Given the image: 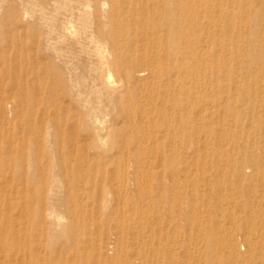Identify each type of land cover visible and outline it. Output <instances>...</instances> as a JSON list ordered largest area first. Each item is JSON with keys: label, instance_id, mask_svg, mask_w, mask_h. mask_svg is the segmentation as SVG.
<instances>
[{"label": "rangeland", "instance_id": "1", "mask_svg": "<svg viewBox=\"0 0 264 264\" xmlns=\"http://www.w3.org/2000/svg\"><path fill=\"white\" fill-rule=\"evenodd\" d=\"M170 1L0 0V165L22 195L20 206L0 212L3 247L16 245L3 249L0 264L11 256L19 264H212L224 247L227 226L221 216L214 227L212 210L224 205L239 173L212 159L230 152L241 173L251 177L254 168L238 156L235 139L229 148L218 141L217 149L198 151L196 138L205 134L196 131L197 98L207 102L215 86H236L209 130L222 140L236 134L231 124L243 139L264 132V78L249 89L217 71L227 64V43L231 51L240 41L264 40V0ZM115 43L121 53L111 61L149 67L138 78L113 71L114 100L105 92L103 104L93 94L99 55ZM87 101L97 126L85 114ZM115 184L130 191L115 196Z\"/></svg>", "mask_w": 264, "mask_h": 264}, {"label": "bare ground", "instance_id": "2", "mask_svg": "<svg viewBox=\"0 0 264 264\" xmlns=\"http://www.w3.org/2000/svg\"><path fill=\"white\" fill-rule=\"evenodd\" d=\"M176 1L182 2V0L181 1L176 0ZM170 2H172V0ZM170 2L168 3L170 4ZM183 42H184L183 39H181V41L179 42V51L181 52L183 51V48H184ZM237 44L238 46L236 47V49L231 50V51H229L228 49V46H229L228 43L222 47L228 53L227 59H226L227 64H225L220 70H217V71H219L220 75L226 78L227 83L230 82V85H233V82H231L232 79L235 80L236 82H239L242 80L243 82L247 84V87L251 89L255 87L257 83L260 80H263L264 78V40H255V41H250V42L240 41ZM120 53H121L120 47L117 43H115L113 46L112 52L109 53L106 50L99 55L100 56L99 64L101 65L99 76H98L99 84L95 85L94 92L92 90L95 96L96 102L103 103V99L106 97L105 92H107L109 94V97L113 99V97L111 96L112 83L110 80L112 77L113 71L119 73L120 75L125 74L127 75L126 77L133 75L135 78H138L137 75L142 69L143 70L145 69L148 71L147 68L149 67L148 66L149 62H142L140 63V65L136 64L137 69L130 70L128 68V66L130 65L128 64L127 60L124 59L125 57L124 58L122 57L121 60H117L115 62L111 61L110 57H112L113 55L118 56ZM223 61L224 60L220 58L219 62L221 64ZM214 63L217 64L218 59L217 60L214 59ZM246 70L248 71L245 73ZM213 89L214 90L210 94V98L209 100H207V102L201 96L197 98L196 117L199 123L196 125V131H201L203 134H205V138H200L199 140L196 138V141H197L196 144L198 145V151L206 154L208 150H210L211 148L217 149L218 141H222L220 142L222 144L221 147L229 148L231 141L235 139L237 141L236 148L241 152V153L238 152V156L246 157V161L250 162V165L252 166V168H254V175L250 177L244 173H241L242 172V164H241L242 161L238 160L237 157L230 159V154H233V153L228 152V154L219 155L220 157L212 159V165H216V164L220 165V163H222L223 161L225 163L226 162L228 163L229 161L232 164V166H234V168L232 169L234 170V177L237 172L239 173V176L236 178V180L238 181L236 186L235 187L230 186L225 193V197L223 199L224 205L219 206L218 208H214V210H212L213 212L212 222H213L214 227L216 229L220 227V224H221L220 218L221 216H223L224 217L223 219H224L225 225L227 226V231H228V239L225 242L224 247L220 251L219 250L214 251L212 264H264V203L260 201V199L264 198V185L262 184V182L264 181V166L263 164L260 163V161L264 159V155L263 156L260 155V152L262 153V151L264 154V135H263L264 132L263 131L258 132L256 137L247 135V137L243 139L240 132H238L237 129H235L234 125L231 124L229 128L231 130H234L232 133L236 131L235 132L236 134H234L233 137L231 134L227 135V137L223 140L218 139L216 137L217 133L214 130H209V129L213 126L215 122H218V120H220V117L224 111V108H227L228 105L234 101V98L240 91H239V88L237 89L236 86H232L231 90L229 89V90H224V91H223V88L219 85L215 86ZM112 90H114V88ZM225 91L228 93V95H226ZM244 94L246 98H251V101L254 102L255 96L252 97V94H250V92L248 93V91H245ZM223 95L225 96L224 98H223ZM262 99L264 100V97ZM91 102L87 101L84 110H85L86 116L92 122V126L93 125L97 126V115L98 114H97V111L94 109L93 105L91 104ZM205 110L208 111L207 114L204 113ZM245 112L247 111L245 110ZM231 115L234 116L233 114ZM123 116L124 118L127 117V115H125L124 113H123ZM129 116L132 119V115H129ZM261 117L264 118V113H261ZM108 130H109V127H104L102 129V133L99 136V143L101 145L106 141L105 139L108 138L106 137L108 134ZM196 131H195V134L197 133ZM123 134L128 136L126 132H124ZM129 135L134 136L132 132L129 133ZM140 136H144V134H141ZM260 139H262L263 141ZM245 143H248V144H245ZM116 144L118 145L120 143H116ZM37 148L39 149L38 146ZM125 152L126 151H123L122 155L127 153ZM225 152L226 151H224V153ZM207 164L209 166L211 165L209 162H207ZM6 171H8L6 165L4 163H1L0 165V212L1 211L3 212L5 210V206H7L8 204L10 206L12 205L16 206L17 204L20 206V203L22 201L21 193H18L14 190L17 186V183L11 184V181H10L11 177L7 175ZM132 176L134 177V175ZM53 177L55 178V180L57 179V176L55 174H53ZM61 177L64 178L67 184L71 185L72 183H74L73 177L70 178L68 176L62 175V173H61ZM111 179H112V183H114V179L116 178L114 177V175H112ZM212 179L214 178L212 177ZM93 182H97V181H94V179H90V183H93ZM7 188L9 189L11 188L10 189L11 193L7 194V191H6ZM74 190L76 192H81L82 189H79L78 186H75ZM129 191L130 189L128 185L126 187H116V184H115V189H114L115 196H118L121 193H128ZM28 192H31V190H28ZM16 194L21 195V196H18ZM100 196L105 197L106 194L103 192L102 194H100ZM211 202H214V199H211ZM58 209H59L58 205L53 204L51 205V207L46 209V211L50 213V215L52 216L58 213ZM21 214L26 217L29 216L27 213L25 214L21 213ZM230 225H235V227L228 228V226ZM4 227H5L4 223H0V232H3ZM2 239L3 238L1 237V234H0V260H1V255H2L4 248L11 249L16 246L10 243V241L8 240L5 246L3 247L4 243ZM219 239H220V236H216L215 242L218 244L220 243ZM123 244H124V241H122V245ZM22 253H23V257L25 260L30 255V251L28 250H24ZM20 260H21L20 258H16V257L13 258V256H11L9 258L10 263L8 264H19Z\"/></svg>", "mask_w": 264, "mask_h": 264}]
</instances>
